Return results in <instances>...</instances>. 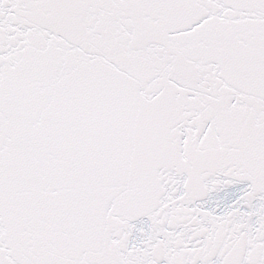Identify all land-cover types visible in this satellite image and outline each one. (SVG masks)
Masks as SVG:
<instances>
[{"label": "snow or ice", "instance_id": "6c2138e0", "mask_svg": "<svg viewBox=\"0 0 264 264\" xmlns=\"http://www.w3.org/2000/svg\"><path fill=\"white\" fill-rule=\"evenodd\" d=\"M0 264H264V0H0Z\"/></svg>", "mask_w": 264, "mask_h": 264}]
</instances>
